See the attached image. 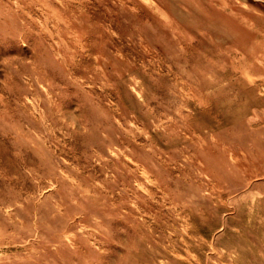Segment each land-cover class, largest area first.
Returning a JSON list of instances; mask_svg holds the SVG:
<instances>
[{
  "label": "rangeland",
  "instance_id": "1",
  "mask_svg": "<svg viewBox=\"0 0 264 264\" xmlns=\"http://www.w3.org/2000/svg\"><path fill=\"white\" fill-rule=\"evenodd\" d=\"M0 264H264V0H0Z\"/></svg>",
  "mask_w": 264,
  "mask_h": 264
}]
</instances>
